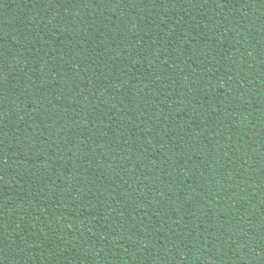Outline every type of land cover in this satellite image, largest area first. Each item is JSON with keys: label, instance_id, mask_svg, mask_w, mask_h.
I'll return each instance as SVG.
<instances>
[{"label": "trees", "instance_id": "trees-1", "mask_svg": "<svg viewBox=\"0 0 264 264\" xmlns=\"http://www.w3.org/2000/svg\"><path fill=\"white\" fill-rule=\"evenodd\" d=\"M0 264H264V0H0Z\"/></svg>", "mask_w": 264, "mask_h": 264}]
</instances>
